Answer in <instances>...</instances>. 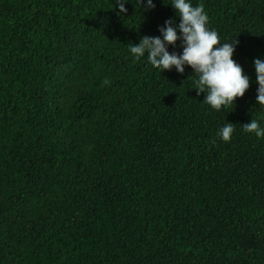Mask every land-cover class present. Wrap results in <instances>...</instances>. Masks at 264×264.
Instances as JSON below:
<instances>
[{"label":"trees","instance_id":"trees-1","mask_svg":"<svg viewBox=\"0 0 264 264\" xmlns=\"http://www.w3.org/2000/svg\"><path fill=\"white\" fill-rule=\"evenodd\" d=\"M128 2L0 0V264H264V0H192L250 78L219 111L129 51L171 0Z\"/></svg>","mask_w":264,"mask_h":264},{"label":"clouds","instance_id":"clouds-1","mask_svg":"<svg viewBox=\"0 0 264 264\" xmlns=\"http://www.w3.org/2000/svg\"><path fill=\"white\" fill-rule=\"evenodd\" d=\"M128 0H115L117 15L123 16ZM137 7L143 11L155 8L153 0H135ZM179 23L169 19L159 28L157 37L145 36L138 44H131L129 51L137 60L147 56L153 68L161 72L172 70L183 74L185 67L192 69L197 77L193 89L197 95L204 93L203 103L219 111L222 107L234 105L237 98L244 96L249 88L250 78L243 73L242 67L233 59L237 40L221 43L217 31L208 27V15L203 4L193 6L192 0H171ZM180 41L181 53L169 52L168 47H175ZM257 84L256 104L264 106V58L253 61ZM107 83V81H106ZM246 133H254L257 138H264V127L256 119L242 125ZM235 131L232 123H225L217 131L223 142H230Z\"/></svg>","mask_w":264,"mask_h":264}]
</instances>
